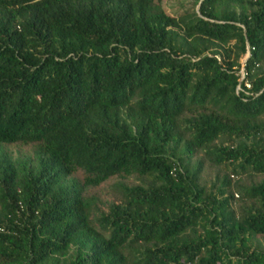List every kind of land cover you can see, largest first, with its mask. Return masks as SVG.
<instances>
[{
    "label": "trees",
    "instance_id": "1",
    "mask_svg": "<svg viewBox=\"0 0 264 264\" xmlns=\"http://www.w3.org/2000/svg\"><path fill=\"white\" fill-rule=\"evenodd\" d=\"M199 153L264 173V0H0V264H264Z\"/></svg>",
    "mask_w": 264,
    "mask_h": 264
},
{
    "label": "rangeland",
    "instance_id": "2",
    "mask_svg": "<svg viewBox=\"0 0 264 264\" xmlns=\"http://www.w3.org/2000/svg\"><path fill=\"white\" fill-rule=\"evenodd\" d=\"M166 8L168 11L174 15H181L186 12H193L199 8V0H164ZM249 48V47H248ZM249 53V52H247ZM245 57L242 59L244 61ZM243 71V69H242ZM243 74V72H242ZM238 88L241 90L242 86L238 85ZM229 144H234L235 142ZM203 161L204 167L201 174L202 184L208 190H214L216 186H219V179L223 178V176L228 175L231 181V190L234 193L235 199L233 200V205L236 210H240L241 206L249 208L250 206L255 205L252 200H243L241 198V194L239 192L240 187H250L251 185L260 183L264 180V173L256 174V173H248L243 175L234 174L231 171H228L227 168L215 165L211 163L203 153L197 154L193 161L192 165H196L197 162ZM142 179L137 177H131L128 180L122 182L128 185H134L141 182ZM119 184H121V180L119 178H113L109 180L102 191L100 192V202H98L97 207L98 210L106 211L107 206L113 202L121 199V194L119 192ZM95 215L99 216L100 211H95ZM97 221H94L96 225ZM253 248H260L264 250V236L258 235L253 239ZM75 247L72 248V250Z\"/></svg>",
    "mask_w": 264,
    "mask_h": 264
},
{
    "label": "built area",
    "instance_id": "3",
    "mask_svg": "<svg viewBox=\"0 0 264 264\" xmlns=\"http://www.w3.org/2000/svg\"><path fill=\"white\" fill-rule=\"evenodd\" d=\"M243 72V74H242V78L245 76V72H244V70L242 71ZM246 85L247 86H250V84L248 83V82H246ZM239 89V88H238Z\"/></svg>",
    "mask_w": 264,
    "mask_h": 264
}]
</instances>
